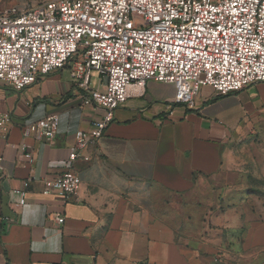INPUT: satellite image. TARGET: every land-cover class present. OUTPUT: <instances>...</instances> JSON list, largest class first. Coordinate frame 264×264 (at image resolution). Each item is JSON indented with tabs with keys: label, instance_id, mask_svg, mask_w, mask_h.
I'll return each mask as SVG.
<instances>
[{
	"label": "crops",
	"instance_id": "1",
	"mask_svg": "<svg viewBox=\"0 0 264 264\" xmlns=\"http://www.w3.org/2000/svg\"><path fill=\"white\" fill-rule=\"evenodd\" d=\"M82 92L68 66L22 90L0 83L11 119L0 135V264H264V82L223 95L203 85L185 106L172 83L148 80L72 162L81 185L63 201L41 180L66 170L75 132L104 114ZM53 114L52 142L23 136ZM27 178L18 205L13 189Z\"/></svg>",
	"mask_w": 264,
	"mask_h": 264
},
{
	"label": "built area",
	"instance_id": "2",
	"mask_svg": "<svg viewBox=\"0 0 264 264\" xmlns=\"http://www.w3.org/2000/svg\"><path fill=\"white\" fill-rule=\"evenodd\" d=\"M66 66L83 90L82 104L102 107L104 114L91 130L75 132L66 170L41 180L43 194L63 201L81 185L72 162L148 80L172 83L173 101L185 106L203 85L223 95L264 82V0H46L0 9L1 84L22 90ZM93 72L102 88L89 87ZM10 121L0 114L1 136ZM58 124L57 115L44 116L24 125L23 136L52 142ZM31 180L13 189L18 205Z\"/></svg>",
	"mask_w": 264,
	"mask_h": 264
},
{
	"label": "rangeland",
	"instance_id": "3",
	"mask_svg": "<svg viewBox=\"0 0 264 264\" xmlns=\"http://www.w3.org/2000/svg\"><path fill=\"white\" fill-rule=\"evenodd\" d=\"M20 1H22L23 4H21ZM44 1H46V0H0V9H2L3 7L10 6V5H18V6L24 5V6H28V7H33V6H36L37 4L44 2ZM92 78L93 79L97 78V75L95 72L92 73ZM252 185L254 186V184H252ZM252 187H250V188H252ZM207 189L208 188H206V190ZM194 231H197V230H194ZM193 233H196V232H193ZM194 235L196 236L197 234H194Z\"/></svg>",
	"mask_w": 264,
	"mask_h": 264
}]
</instances>
